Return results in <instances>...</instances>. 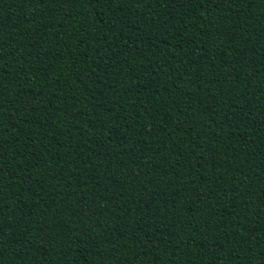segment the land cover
<instances>
[{
	"label": "trees",
	"instance_id": "trees-1",
	"mask_svg": "<svg viewBox=\"0 0 264 264\" xmlns=\"http://www.w3.org/2000/svg\"><path fill=\"white\" fill-rule=\"evenodd\" d=\"M0 264H264V0H0Z\"/></svg>",
	"mask_w": 264,
	"mask_h": 264
}]
</instances>
